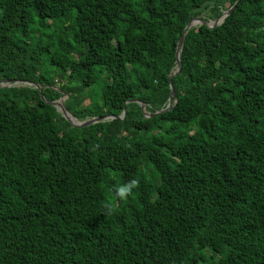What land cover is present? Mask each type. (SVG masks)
I'll return each mask as SVG.
<instances>
[{
    "label": "trees",
    "instance_id": "obj_1",
    "mask_svg": "<svg viewBox=\"0 0 264 264\" xmlns=\"http://www.w3.org/2000/svg\"><path fill=\"white\" fill-rule=\"evenodd\" d=\"M234 2L0 0V82L114 117L0 88V264H264V0L189 28L168 110L137 104Z\"/></svg>",
    "mask_w": 264,
    "mask_h": 264
},
{
    "label": "water",
    "instance_id": "obj_2",
    "mask_svg": "<svg viewBox=\"0 0 264 264\" xmlns=\"http://www.w3.org/2000/svg\"><path fill=\"white\" fill-rule=\"evenodd\" d=\"M239 0H235V2L232 4L231 7H229L227 10L223 11L214 21H211V23L209 24L208 21H204L203 19L201 18H193L191 19L188 24L184 27L183 29V32L182 34L179 36V38L177 39L176 41V44H175V49H174V62H175V70L174 72L172 73L171 76H168V88H169V93H168V98H167V104H166V107L163 109V110H159L158 112H155L151 115L149 114H146L144 112V105L141 103V102H137V104L139 105L140 107V111L142 113V115L144 116V118H150V117H153L159 113H162V112H165L168 110V108L170 107V104H171V100L173 98V89H172V85H171V82H170V78L174 75H176L179 70H180V62H179V51H180V48H181V45H182V42H183V38H184V35L185 33L187 32V30L191 27H196V26H206L207 28H213L215 26H218L219 24L222 23L223 19L228 16V14L234 9L236 3L238 2ZM6 84L5 86L1 85V84ZM26 85V86H31L33 88H35L38 93H39V97H40V100H42L45 104L55 108V111L58 112L60 114V116L71 126V127H74V128H81V127H86V126H89V125H92V124H95L97 122H103V121H106V120H112L114 119V117H111V116H105V117H93V118H90V119H87L85 121H82V122H79V121H76L75 118H73L65 109H64V106H63V101L65 99V97H60L58 100L56 101H52V102H47L45 100H43L41 94H40V91H39V88H38V85L36 84H30V83H27V82H19V81H15V82H12L10 83L8 80H4L2 82H0V88L1 87H15L17 85ZM124 110H122L121 112V115H120V119H123L124 117Z\"/></svg>",
    "mask_w": 264,
    "mask_h": 264
},
{
    "label": "clouds",
    "instance_id": "obj_3",
    "mask_svg": "<svg viewBox=\"0 0 264 264\" xmlns=\"http://www.w3.org/2000/svg\"><path fill=\"white\" fill-rule=\"evenodd\" d=\"M139 186H140V182L138 179H130L127 182L114 186L113 192L118 200L126 201L128 200L129 197L133 195L134 190L138 189ZM105 208L109 212L112 211L110 205L106 204Z\"/></svg>",
    "mask_w": 264,
    "mask_h": 264
},
{
    "label": "rangeland",
    "instance_id": "obj_4",
    "mask_svg": "<svg viewBox=\"0 0 264 264\" xmlns=\"http://www.w3.org/2000/svg\"><path fill=\"white\" fill-rule=\"evenodd\" d=\"M202 17H204V15H202ZM208 23L210 24L211 23V21H208ZM1 85H3V86H5L6 84H1ZM55 86L57 87V84H55ZM87 102H86V100L84 101V104H86ZM77 121V120H76Z\"/></svg>",
    "mask_w": 264,
    "mask_h": 264
}]
</instances>
